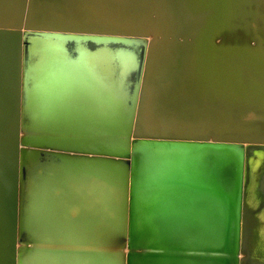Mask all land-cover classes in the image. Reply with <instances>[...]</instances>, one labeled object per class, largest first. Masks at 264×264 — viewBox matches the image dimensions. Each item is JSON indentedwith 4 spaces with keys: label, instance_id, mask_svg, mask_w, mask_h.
Here are the masks:
<instances>
[{
    "label": "water",
    "instance_id": "water-1",
    "mask_svg": "<svg viewBox=\"0 0 264 264\" xmlns=\"http://www.w3.org/2000/svg\"><path fill=\"white\" fill-rule=\"evenodd\" d=\"M0 264H264V0H0Z\"/></svg>",
    "mask_w": 264,
    "mask_h": 264
}]
</instances>
